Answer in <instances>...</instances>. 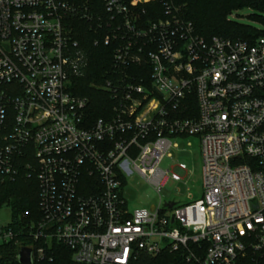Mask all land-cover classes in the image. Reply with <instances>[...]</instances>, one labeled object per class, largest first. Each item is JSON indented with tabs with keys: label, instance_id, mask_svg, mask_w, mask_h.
Segmentation results:
<instances>
[{
	"label": "built area",
	"instance_id": "obj_1",
	"mask_svg": "<svg viewBox=\"0 0 264 264\" xmlns=\"http://www.w3.org/2000/svg\"><path fill=\"white\" fill-rule=\"evenodd\" d=\"M154 1L102 0L115 65L103 89L114 105L96 120L74 92L87 58L67 20L85 10L69 0H0V177L35 179L39 211L36 222L23 214L19 230L13 216L0 222V247L21 236L38 246L18 252L36 261L55 242L73 264L163 254L264 264V35L205 41L175 16L142 21L138 9ZM189 138L199 142L200 197L130 209L126 178L135 173L158 192L172 140Z\"/></svg>",
	"mask_w": 264,
	"mask_h": 264
},
{
	"label": "trees",
	"instance_id": "obj_2",
	"mask_svg": "<svg viewBox=\"0 0 264 264\" xmlns=\"http://www.w3.org/2000/svg\"><path fill=\"white\" fill-rule=\"evenodd\" d=\"M85 10L86 17L70 16L68 24L71 35L78 41L87 58V70L83 77L74 81L75 94L89 101V113L93 119L112 115L113 100L103 89L107 80L114 77V46L103 43V23L110 19L105 13L102 0H69ZM167 7L170 13L167 14ZM250 10L249 16L264 27V0H157L141 6L138 11L144 22H155L172 18L189 22L194 35L210 41L225 38L232 40L255 41L264 35V30L238 24L230 19L234 13ZM11 208L16 229L23 225V214L30 215V221L36 222L38 211V185L35 179L18 177L15 181H4L0 177V208ZM40 244V242H39ZM25 245L38 246L31 240L24 241L21 236L18 243L0 247V264H19L18 250ZM47 257L42 261L33 260V264H73L67 248L52 243L46 250ZM136 264H184L179 254H163L156 258L141 256Z\"/></svg>",
	"mask_w": 264,
	"mask_h": 264
},
{
	"label": "rangeland",
	"instance_id": "obj_3",
	"mask_svg": "<svg viewBox=\"0 0 264 264\" xmlns=\"http://www.w3.org/2000/svg\"><path fill=\"white\" fill-rule=\"evenodd\" d=\"M251 14L250 10L245 9L232 14L230 19L238 24L264 30L262 25L249 17ZM172 144H176L177 147L170 150V159L165 158L160 163V169L170 171V175L165 178L166 180L158 192L145 179L135 173L126 178L125 198L130 209H149L158 205L176 206L197 200L200 197L201 157L198 140L195 138L173 139ZM181 164L186 166V170L179 169L178 166ZM171 175L177 176L180 182L171 179ZM11 217V208L3 205L0 208V222L8 223L11 221Z\"/></svg>",
	"mask_w": 264,
	"mask_h": 264
},
{
	"label": "water",
	"instance_id": "obj_4",
	"mask_svg": "<svg viewBox=\"0 0 264 264\" xmlns=\"http://www.w3.org/2000/svg\"><path fill=\"white\" fill-rule=\"evenodd\" d=\"M17 261L19 264H33L32 251L28 248L20 249L17 255Z\"/></svg>",
	"mask_w": 264,
	"mask_h": 264
}]
</instances>
